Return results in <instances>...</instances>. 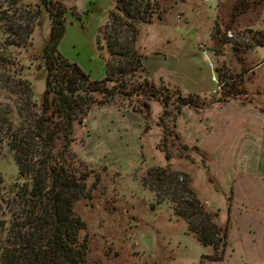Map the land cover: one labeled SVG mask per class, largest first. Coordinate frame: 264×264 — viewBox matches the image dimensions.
Returning <instances> with one entry per match:
<instances>
[{"label":"rangeland","instance_id":"obj_1","mask_svg":"<svg viewBox=\"0 0 264 264\" xmlns=\"http://www.w3.org/2000/svg\"><path fill=\"white\" fill-rule=\"evenodd\" d=\"M56 1L67 9V30L60 53L93 80L105 79L109 54L101 49L105 42L99 46L98 39L116 9V0ZM157 2L161 18L144 25L138 37V50L148 58L150 77L157 86L164 83L173 90L180 87L183 96L206 93L213 101L232 90V77L242 80L249 92L240 95V100L250 101L257 92H264V47L258 45V41H264V0ZM4 3L1 1L0 5L5 11L8 5ZM37 5L41 6V0H25L23 6L35 9ZM1 12L3 53L11 37L7 33L9 17L4 20ZM10 15L12 10L7 13ZM19 23L27 24L23 20ZM51 26L49 13L41 6L40 25L33 33L32 46L8 48L18 65L13 71L18 69L22 79L30 81L38 104L44 100L47 74L35 58L43 54ZM204 49L207 55L202 54ZM213 63L220 69L218 72L211 66ZM260 64L258 69L249 71ZM213 91L217 94L212 95ZM5 97L7 94L0 89V104H8ZM143 101L118 99L93 105L74 125L71 150L91 172L88 197L80 198L75 205L76 214L86 223L82 236L89 243L87 263L264 264L263 181L250 180L249 185L243 186L242 178H234L232 170L218 180L203 155L194 151L187 155L179 143L169 141L172 169L188 175L200 200L219 214L218 223L229 227L230 246L219 263L211 262L208 257L213 254L212 249L201 245L188 232L187 223L175 218L169 204L157 205L154 193L144 187L143 180L149 169L168 165L159 148L164 135L160 127L164 108L160 102L151 101L147 120ZM258 102L264 104V96ZM18 173L13 154L5 147L0 156V176L5 181L6 194L16 182L23 183ZM235 179L240 190L234 201L228 181Z\"/></svg>","mask_w":264,"mask_h":264},{"label":"trees","instance_id":"obj_2","mask_svg":"<svg viewBox=\"0 0 264 264\" xmlns=\"http://www.w3.org/2000/svg\"><path fill=\"white\" fill-rule=\"evenodd\" d=\"M1 1L13 15L7 16L8 11L0 5L2 18L9 17L7 33L11 37L0 52V89L8 101L0 104V156L5 147L9 148L23 183L16 182L6 194L0 176V264H88L89 243L82 236L86 223L76 214L75 205L80 198L88 197L91 172L71 150L74 125L93 105L118 99L132 102L134 98L144 100L147 120L151 101L160 102L164 108L160 117L164 135L159 148L168 165L149 169L144 187L154 193L157 205L169 204L175 218L187 223L188 232L212 249L208 257L211 262L223 261L230 246L229 227L218 223L219 214L200 200L188 175L172 169L168 151L171 140L187 155L198 152L206 160L198 147L183 142L176 119L185 107L202 110L208 101L199 95L183 96L179 89L164 83L157 86L150 77L147 57L138 50L141 28L161 18L157 0H116V9L98 39L99 46L105 42L101 49L109 54L103 80H93L60 53L67 30V9L61 1L41 0L52 21L44 52L35 58L47 74L41 104L34 101L30 81L22 79L18 69L13 71L18 65L8 51L12 46H32L41 6L31 9L23 6L25 0ZM21 11L22 17L17 18ZM22 20L25 26L19 23ZM258 45L264 47V41H258ZM230 79L232 90L212 103L247 94L242 80ZM237 82L242 83L237 86Z\"/></svg>","mask_w":264,"mask_h":264},{"label":"crops","instance_id":"obj_3","mask_svg":"<svg viewBox=\"0 0 264 264\" xmlns=\"http://www.w3.org/2000/svg\"><path fill=\"white\" fill-rule=\"evenodd\" d=\"M216 63L213 66L218 72ZM146 64L152 75L148 58ZM174 88L183 92L180 87ZM188 95L206 98L208 105L202 110L185 107L177 118L176 130L184 143L204 153L213 177L222 180L226 171L232 170L234 178H242L243 186L249 185L250 180L264 182V104L258 102L263 100L264 92H257L250 101L231 97L222 103H212L206 93ZM231 181L228 183L232 185L235 201L240 188L236 187V179Z\"/></svg>","mask_w":264,"mask_h":264},{"label":"built area","instance_id":"obj_4","mask_svg":"<svg viewBox=\"0 0 264 264\" xmlns=\"http://www.w3.org/2000/svg\"><path fill=\"white\" fill-rule=\"evenodd\" d=\"M228 35H229L230 37H233V34H232L231 32H229ZM202 48H203V47H202ZM202 54L207 55V54H208L207 50L204 49V51H202ZM211 66H213V64H211ZM213 80H214L215 82L218 81L216 78H213ZM219 86H220V85H219Z\"/></svg>","mask_w":264,"mask_h":264},{"label":"water","instance_id":"obj_5","mask_svg":"<svg viewBox=\"0 0 264 264\" xmlns=\"http://www.w3.org/2000/svg\"><path fill=\"white\" fill-rule=\"evenodd\" d=\"M221 47H222V44L218 45L217 49L219 50V49H221Z\"/></svg>","mask_w":264,"mask_h":264}]
</instances>
